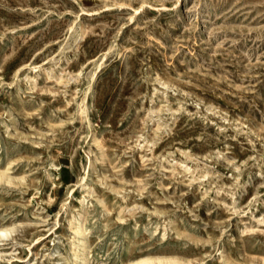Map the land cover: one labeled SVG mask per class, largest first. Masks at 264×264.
<instances>
[{
  "label": "rangeland",
  "instance_id": "374dc122",
  "mask_svg": "<svg viewBox=\"0 0 264 264\" xmlns=\"http://www.w3.org/2000/svg\"><path fill=\"white\" fill-rule=\"evenodd\" d=\"M0 231V264H264V0H0Z\"/></svg>",
  "mask_w": 264,
  "mask_h": 264
},
{
  "label": "bare ground",
  "instance_id": "6f19581e",
  "mask_svg": "<svg viewBox=\"0 0 264 264\" xmlns=\"http://www.w3.org/2000/svg\"><path fill=\"white\" fill-rule=\"evenodd\" d=\"M0 233H4L3 231H0ZM76 234L79 236L81 234V229L78 228L77 231H76ZM82 239H79L77 242L80 243ZM138 264H145V262H141V263H138Z\"/></svg>",
  "mask_w": 264,
  "mask_h": 264
}]
</instances>
